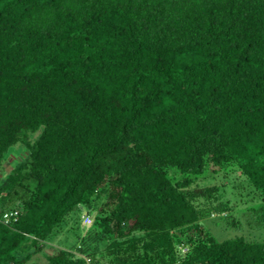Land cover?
Segmentation results:
<instances>
[{
    "label": "trees",
    "instance_id": "obj_1",
    "mask_svg": "<svg viewBox=\"0 0 264 264\" xmlns=\"http://www.w3.org/2000/svg\"><path fill=\"white\" fill-rule=\"evenodd\" d=\"M0 264H264V0H0Z\"/></svg>",
    "mask_w": 264,
    "mask_h": 264
},
{
    "label": "rangeland",
    "instance_id": "obj_2",
    "mask_svg": "<svg viewBox=\"0 0 264 264\" xmlns=\"http://www.w3.org/2000/svg\"><path fill=\"white\" fill-rule=\"evenodd\" d=\"M22 148H23V147L21 146V144H17V145H15V146L11 147L10 152L13 153V154H20V152L22 151ZM9 156H10V157H9ZM6 157H7V160L9 159V162H12L13 160H15V159L17 158L16 155H11V154H7ZM5 165L7 166L8 164H5ZM4 167H5V166H4ZM5 169H6V168H5ZM82 217H83L82 225H83V226H86V224L88 223V218H87L86 216H84V213H82ZM52 250H53V248H52L51 245H49V246H47V247L45 248V251H46L47 253L52 252ZM39 258H40L41 261H44L42 257H39Z\"/></svg>",
    "mask_w": 264,
    "mask_h": 264
},
{
    "label": "built area",
    "instance_id": "obj_3",
    "mask_svg": "<svg viewBox=\"0 0 264 264\" xmlns=\"http://www.w3.org/2000/svg\"><path fill=\"white\" fill-rule=\"evenodd\" d=\"M12 215H15V212H5L2 216L3 218L8 219Z\"/></svg>",
    "mask_w": 264,
    "mask_h": 264
}]
</instances>
